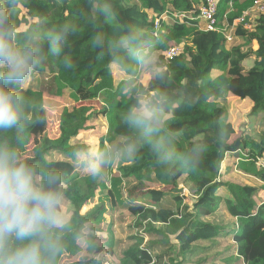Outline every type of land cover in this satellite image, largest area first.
<instances>
[{"label":"trees","instance_id":"obj_1","mask_svg":"<svg viewBox=\"0 0 264 264\" xmlns=\"http://www.w3.org/2000/svg\"><path fill=\"white\" fill-rule=\"evenodd\" d=\"M242 1L219 0L217 18L220 24L224 21L229 26L236 23L241 15L235 9ZM5 2L0 0V3ZM103 2L21 0L14 17L22 29L33 25L42 30L58 28L65 23L80 25L78 33L70 37L64 53L49 57L37 74L46 79L52 70L51 60L60 68L65 67L69 80L76 84L70 93L76 105L68 107L61 100L67 84L57 75L47 78L49 84L43 83V89L14 86L17 93L26 98L27 122L18 130L0 133V140L14 144L21 158L31 143V156L22 158L26 162L51 167L63 174L62 189L67 195L62 211L73 228V232L64 236V252H81L69 264H104L97 255L114 256L112 238L108 237L104 246H95L92 250L86 244L82 249L75 239L77 232L87 238L86 229L102 234L101 222L108 210L104 205L103 180H94L87 173L78 174L74 162L77 151L88 148L78 139L82 133L93 130L91 123L98 116L105 117L109 124V130L101 137L103 147L122 142L129 134L121 114L135 97L112 90L103 94L101 100L98 98V91H104L97 89L95 82L111 77L110 67L116 61L110 46L106 44L105 48L98 49L93 44L95 35L102 33L111 41L127 27L151 39L153 52L160 53L158 58L162 64L158 66L164 77L161 80L152 74L149 86L135 83L132 87L149 95L164 92L174 99L168 127L180 134L176 142L178 151L183 152L194 142L205 139L207 150L194 170L181 167L165 170L155 163L148 148L134 160L119 162V179L163 187L150 188L134 200L122 199V191L115 197L116 208L123 209L134 219L138 232L129 238L132 244L122 253L121 264H161L164 258H169L170 252L176 255L170 260L171 264H188L195 252L209 250L208 246L219 247L218 238H228L232 243L213 250L220 262L264 264V171L256 165L258 159L264 158V138L259 137L258 143L248 136L234 138L236 131L227 121L226 110L214 103L224 94L247 100L252 105L249 118L253 122L264 121V14L256 17L250 29L238 23L234 26L233 35L248 46L256 42L257 49L234 46L227 51L226 39L220 31L223 24L214 32L203 31L198 25L196 17L204 0H111L115 13L111 19L97 14ZM176 13H186L190 18L171 25L159 22L158 38H154L151 32L156 21L162 15ZM245 22L249 24L248 17ZM177 47L181 53L165 61L164 54ZM213 71L217 74L215 78L211 77ZM95 100H99V105H91ZM221 134L222 139H218ZM54 152L66 156L67 160L48 161V155ZM227 156L238 159L236 168L261 181L262 187L220 182L221 166ZM181 179L186 195H181L178 189ZM221 189L227 195L218 197L216 193ZM166 196H172L171 207L161 205ZM95 198L98 204L82 215V209ZM220 208L233 220L231 223L216 222L221 215L217 213ZM175 218L187 221L177 233L171 228ZM72 242L73 249L70 248ZM158 249H165V252L154 256L153 252Z\"/></svg>","mask_w":264,"mask_h":264},{"label":"clouds","instance_id":"obj_2","mask_svg":"<svg viewBox=\"0 0 264 264\" xmlns=\"http://www.w3.org/2000/svg\"><path fill=\"white\" fill-rule=\"evenodd\" d=\"M20 2L0 3V133L18 130L27 122L26 98L14 86L23 87L49 57L63 54L70 37L80 30L77 23L50 30L37 25L22 29L14 19ZM97 14L111 19L115 15L111 0H104ZM93 44L98 49L107 44L114 53L122 52L121 71L139 65L156 78H164L151 39L142 37L133 27L111 41L97 34ZM119 60L120 56L115 55L114 61ZM123 91L135 97L121 114L129 134L122 142L77 151L81 168L92 179L103 180L108 167L134 160L148 148L155 163L165 170L196 169L207 150V140H198L183 152L177 150L180 134L168 127L174 99L164 92L145 94L133 88L131 82ZM63 184L60 171L26 162L14 144L0 140V264H56L65 250V234L73 232L62 211L67 195ZM75 239L83 240L84 236L77 232Z\"/></svg>","mask_w":264,"mask_h":264},{"label":"rangeland","instance_id":"obj_3","mask_svg":"<svg viewBox=\"0 0 264 264\" xmlns=\"http://www.w3.org/2000/svg\"><path fill=\"white\" fill-rule=\"evenodd\" d=\"M255 1L244 0L240 2L239 7L235 9L237 14L241 16H248L250 22L254 21L259 14H257V9H255ZM169 21L164 22V24H169ZM162 37V35H161ZM232 37V36H231ZM233 42L225 43V49L228 51L230 48L234 46H242L245 49L252 47L253 50H256V44L245 45L243 42L237 40L235 36L232 37ZM112 49V48H110ZM157 57L160 55L159 52H153ZM115 55L120 56V60L116 61L115 65L110 67L111 77L106 79L96 80L95 83H98L96 86L97 89L103 90L104 92L98 91V98H100L105 93H110L112 90H116L119 93L123 92L125 85L131 82V86L133 84L140 83L143 86H147V83L152 75L147 71L146 68H141L139 65H131L128 72L121 71L120 63L124 62V58L122 53H114ZM158 63H161L158 61ZM165 63V62H164ZM162 64V63H161ZM50 65L52 67L51 73L48 74L47 78L52 77L53 75H57L63 80L67 87L62 92L61 100L68 106H75V102L70 99V93L73 91L76 86L75 83L69 80L68 73L65 67L59 66L54 61H50ZM126 67L129 65L125 64ZM216 73L213 71L211 73V77L215 78ZM46 78V79H47ZM43 79L41 76L36 75L31 81L27 82L22 88L31 87L34 90L43 89L45 87L44 84H49V80ZM44 83V84H43ZM149 86V84H148ZM99 100H95L91 105L97 106L99 105ZM218 106L223 107L226 110L227 121L232 124L234 130L236 131V137H252L254 142H259V137L264 138V121H254L249 118V113L251 110V103L247 100H240L231 95L224 94L220 99L214 101ZM79 104H77L78 106ZM93 130L90 132L82 133L80 138L78 139L80 143H83L87 147L96 146L97 148H102L101 137L107 133L109 130L108 121L103 116H98L93 123H91ZM77 141L74 140L73 144ZM104 146H106L104 144ZM31 143H29L24 153L22 154V158H28L31 156ZM48 161H65L67 160L66 156L59 153H50L47 157ZM238 163V159H234L231 156H227L224 160V163L221 166V176L218 180L222 183H233L240 186H249L254 188H261L262 182L257 180L256 178L243 173L242 171L236 168V164ZM74 166L76 172L80 175L86 174V172L81 168L80 162L76 159L74 162ZM120 166L119 162L114 163L110 167L106 169L105 179H103L102 186L103 191L106 194L104 198V205L107 208L108 212L104 215V219L101 222V227L103 229L102 234L91 233L88 229L84 230V235H86L83 240H78L77 243L82 247L85 244L88 246L90 250H92L95 246L101 247L107 242L108 237L113 239V251L114 256H105L104 253L100 254V260L105 264H121L122 253L132 244L130 241V237L137 234V230L135 229V221L134 219L128 215L123 209L116 208V199L115 197L122 191V199L128 198L129 200H134L138 195L145 192L150 188L163 189V187L153 184L148 185L147 183L135 182L134 179H119L118 168ZM228 169V170H226ZM226 171V173H225ZM179 192L181 195H186L187 190L184 187L183 180L179 181L178 185ZM178 191V190H177ZM216 195L222 196L227 195V192L223 189L218 190ZM172 196H166V198L162 201L161 205L171 207L173 205ZM98 204V199L95 198L93 201L88 203V206L81 211L83 215L87 210L92 209L95 205ZM64 205V204H63ZM217 213L221 215L216 220L217 223L223 222V224H229L233 220L230 219L223 208L218 209ZM211 218V217H210ZM208 218V219H210ZM224 218V219H223ZM187 221H180V219H173L171 223V228L174 233H177L180 229H182ZM173 238V237H172ZM86 241V243H85ZM74 242L71 243L70 248L73 249ZM218 246H208L209 250H199L195 252L189 259L188 264H224L220 262L213 251L218 248H225L227 245L232 244L228 241V238H218ZM84 251V250H83ZM157 251V252H156ZM153 252V255H160L162 252H165V249H158ZM81 255L79 251L77 254H69L63 252L57 259L56 264H69L72 261L76 260ZM176 255L172 252L169 253V258H164L161 264H171L170 260L174 259Z\"/></svg>","mask_w":264,"mask_h":264},{"label":"built area","instance_id":"obj_4","mask_svg":"<svg viewBox=\"0 0 264 264\" xmlns=\"http://www.w3.org/2000/svg\"><path fill=\"white\" fill-rule=\"evenodd\" d=\"M132 1L137 2L138 0H132ZM218 5H219V0H204L203 5L199 8L198 16L205 25L203 26L204 31H208V32L218 31L219 29L218 26H220L218 18H217L218 9H219ZM255 9H257V12H256L257 14H264V0H256ZM166 16H169V15H162L159 18V20L156 21L154 28L151 32V35L154 38H158V33H159L158 31L160 29L159 22H166ZM169 17L172 18L171 20H173V22L177 20L181 21L183 19H189V15H186V13H176ZM245 18H246L245 16H242L237 21L246 27L247 24L245 22ZM227 28H228L227 26L222 27L220 28V31L223 34L226 41L231 43L233 40L231 37V33L227 31L228 30ZM247 29H250V25L247 27ZM179 52L180 51L177 48H172L168 50L164 54L165 61L173 59L179 54ZM256 165L258 168L264 171V158L258 159Z\"/></svg>","mask_w":264,"mask_h":264},{"label":"crops","instance_id":"obj_5","mask_svg":"<svg viewBox=\"0 0 264 264\" xmlns=\"http://www.w3.org/2000/svg\"><path fill=\"white\" fill-rule=\"evenodd\" d=\"M189 18H190V15H189ZM172 18L171 17H169V16H166V21H169L170 23L169 24H167V25H171V23H174L173 22V20H171ZM224 21V20H223ZM219 24H220V22H219ZM224 25L223 27H225V26H227L228 28V31L231 33V34H235V24H233L232 26L230 25H228V24H226L225 23V21L224 22H222L220 25ZM198 25H201V30H203V26H205L204 25V23L201 21V20H199V24ZM251 26H252V24L250 25V28H251ZM204 31V30H203ZM236 38V37H235ZM237 39V38H236ZM237 40H239V39H237ZM239 41H241V42H243L242 40H239ZM233 42V41H232ZM243 43H245V42H243ZM253 43H256V42H253ZM256 49H257V45H256ZM51 61H53V60H51ZM49 65H50V63H49ZM51 66V65H50ZM150 80V79H149ZM148 84H149V81H148V83H147V86H148ZM147 86H145V87H147ZM224 163V162H223ZM226 170H228V169H226ZM221 172H222V170H221ZM225 173H226V171H225ZM222 175V174H221ZM88 206V205H87ZM87 206H85L84 208H86ZM83 208V209H84ZM93 208V207H92ZM82 209V210H83ZM90 210V209H89ZM89 210H87V211H89ZM86 211V212H87ZM104 255H105V253H104ZM105 256H107V255H105ZM97 258L99 259L100 258V255H97ZM102 261V260H101ZM104 263V262H103ZM105 264V263H104Z\"/></svg>","mask_w":264,"mask_h":264},{"label":"bare ground","instance_id":"obj_6","mask_svg":"<svg viewBox=\"0 0 264 264\" xmlns=\"http://www.w3.org/2000/svg\"><path fill=\"white\" fill-rule=\"evenodd\" d=\"M258 16H259V15H258ZM241 17H242V16H240V18H241ZM245 17H246V16H245ZM247 17H248V16H247ZM238 19H239V18H238ZM238 19H237V20H238ZM196 20H198V21L200 20L199 16L196 17ZM253 22H254V21L250 22V19H249V24H247L246 27L243 25V28H247L249 25L253 24ZM236 23L241 24V23H239L238 21H236ZM227 31H228V30H227ZM231 36L233 37V34H231ZM226 43H227V41H226ZM177 49H179V51H180L179 54H180V53H181V49L178 48V47H177ZM179 54H178V55H179ZM178 55H177V56H178Z\"/></svg>","mask_w":264,"mask_h":264}]
</instances>
